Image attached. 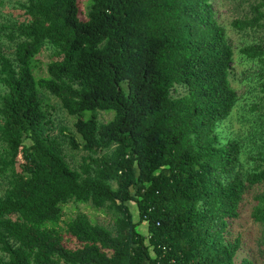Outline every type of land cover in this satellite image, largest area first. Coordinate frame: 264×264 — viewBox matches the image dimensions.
Returning <instances> with one entry per match:
<instances>
[{"label": "trees", "instance_id": "trees-1", "mask_svg": "<svg viewBox=\"0 0 264 264\" xmlns=\"http://www.w3.org/2000/svg\"><path fill=\"white\" fill-rule=\"evenodd\" d=\"M212 1L87 0L82 18L79 0H17L20 19L0 13V264H264V82L250 107L261 145L246 152L218 133L238 99ZM225 1L235 30L264 34V0ZM239 55L264 79V40ZM48 97L79 144L52 134ZM66 147L85 153L77 168ZM248 198L254 255L235 229ZM70 203L109 211L111 226L62 221Z\"/></svg>", "mask_w": 264, "mask_h": 264}, {"label": "rangeland", "instance_id": "rangeland-1", "mask_svg": "<svg viewBox=\"0 0 264 264\" xmlns=\"http://www.w3.org/2000/svg\"><path fill=\"white\" fill-rule=\"evenodd\" d=\"M17 0H5L3 6L0 7V13L3 18L6 19H20L21 12L17 9ZM81 17L84 18L87 10V0H79ZM213 11L215 13V18L217 22L224 27L229 43L233 49V65L230 75L231 86L237 94V104L231 114V116L225 120L222 125L218 127V133L221 134V139L226 137L237 138L245 145L246 152L252 149H258L261 145V141L257 138L259 137V131L256 130L255 114L250 112V107L253 103H258L259 98L262 95L261 83L264 82L263 78L258 75L260 69L253 63L245 61L240 55L239 50L245 45L253 44L264 40V34L262 32L253 31H237L233 28L232 22L237 18V14L234 11V5L225 0H213L212 1ZM52 59L51 51L43 50L36 57V68L34 70V75L36 78L45 76V67L48 62ZM178 93H182V89H178ZM175 96L177 95L174 93ZM49 112L52 120V134L57 135L62 129L63 134H71L74 140L79 144L80 138L75 133L73 128V123L76 118L67 115L63 110L59 108V105L55 99L48 97ZM112 118V113H98V119L100 122H107ZM257 135V137H256ZM255 142L253 145L249 144ZM247 145V146H246ZM66 160L72 168H77L81 163L82 157L85 153L80 149H71V147H66L64 150ZM254 156V152L251 153ZM249 155V154H247ZM247 155L243 156V170H247L250 167V162L248 161ZM5 186L0 182V195L3 193ZM260 189L264 190V185L260 186ZM256 204L255 200L248 198L241 206V226L235 225L236 230H246L250 231L252 235H249L248 244L253 255L256 250L254 238L257 233L251 227L249 221V216L252 207ZM129 209L131 211L134 222L138 221L137 208L133 203H130ZM77 213H84L88 218L96 224L103 225L105 227L111 226L112 215L109 211H96L92 209L89 205H76L70 203L66 205L63 209L62 221H68L70 218L75 217ZM62 225V224H61ZM137 230L146 234L147 225L146 223L139 224ZM65 244L67 247H75L73 241H68L65 236ZM256 254V253H255ZM260 263L261 260H260Z\"/></svg>", "mask_w": 264, "mask_h": 264}]
</instances>
